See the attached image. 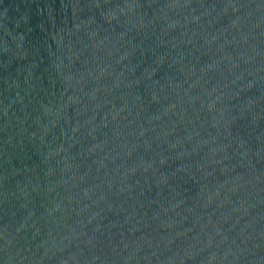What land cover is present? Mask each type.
I'll return each mask as SVG.
<instances>
[{
	"label": "water",
	"instance_id": "1",
	"mask_svg": "<svg viewBox=\"0 0 264 264\" xmlns=\"http://www.w3.org/2000/svg\"><path fill=\"white\" fill-rule=\"evenodd\" d=\"M0 264H264V0H0Z\"/></svg>",
	"mask_w": 264,
	"mask_h": 264
}]
</instances>
